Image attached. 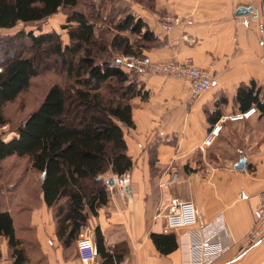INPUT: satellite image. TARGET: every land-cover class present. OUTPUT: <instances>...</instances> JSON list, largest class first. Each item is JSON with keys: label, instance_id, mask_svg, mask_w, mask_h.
<instances>
[{"label": "crops", "instance_id": "obj_1", "mask_svg": "<svg viewBox=\"0 0 264 264\" xmlns=\"http://www.w3.org/2000/svg\"><path fill=\"white\" fill-rule=\"evenodd\" d=\"M149 1L153 8H143L137 0L132 7L156 32L158 41L148 50L149 57L154 62L191 60L211 72L214 85L193 97L187 80L139 74L148 99L132 100L135 129L125 135L134 162L129 172L132 199L117 187L109 188L110 202L90 220V227L100 228L109 251L124 247L121 264H188L185 231L174 232L178 248L169 255H162L151 239L153 233L168 234L165 219L156 216L175 196L195 203L201 226L214 225L222 217L238 244L214 264H264V237L246 244L239 254L264 189V118L255 103L244 108L239 99L241 91L254 87L253 95L264 103V0ZM241 7L253 13L238 15ZM163 15L180 20L169 34L160 24ZM253 107L258 113L252 119L225 123L214 146L200 150L222 117ZM241 161L244 169L237 170ZM113 176L110 172L101 178ZM30 222L49 264H102L99 258L84 263L77 249L72 258L64 257L53 213L45 204L33 211ZM1 251L0 264H12L5 239Z\"/></svg>", "mask_w": 264, "mask_h": 264}, {"label": "trees", "instance_id": "obj_2", "mask_svg": "<svg viewBox=\"0 0 264 264\" xmlns=\"http://www.w3.org/2000/svg\"><path fill=\"white\" fill-rule=\"evenodd\" d=\"M112 1L0 0V30L44 22L67 11L62 27L67 41L57 31L35 35L25 30L8 40L26 39L32 50L52 60L61 79L18 126L15 137L0 138V166L10 158L27 159L40 177L32 193L36 203H27L24 191L19 201L24 175L5 187L0 174V262L5 239L12 264H49L30 222L42 204L53 213L63 255L70 259L64 251L73 248L74 255L81 229L90 227V220L110 202L111 192L101 177L110 172L122 176L134 168L125 137L135 129L131 102L147 100L148 93L132 77L134 69L123 68L121 57L144 55L158 38L132 8L119 9L116 1L108 8ZM6 54V62L0 61V128L7 125L5 107L39 75L24 49ZM253 89L241 91L239 99L244 108L255 103L264 118V103ZM8 195L12 200L4 207ZM167 233L151 235L162 255L178 248L174 232ZM94 242L102 264H121L127 254L122 246L109 251L100 228L94 230Z\"/></svg>", "mask_w": 264, "mask_h": 264}, {"label": "built area", "instance_id": "obj_3", "mask_svg": "<svg viewBox=\"0 0 264 264\" xmlns=\"http://www.w3.org/2000/svg\"><path fill=\"white\" fill-rule=\"evenodd\" d=\"M179 18L166 15L160 19V24L168 34L179 24ZM264 48V33L262 36ZM126 66L130 69L139 70L141 73H151L154 75L174 77L187 80L191 84L193 97L205 94L213 88L214 79L208 69L198 67L191 60L188 61H160L154 62L150 57L140 58L129 56L125 58ZM258 113L253 107L248 111L238 112L222 117L206 134L201 151L212 148L220 138L224 124L227 122L240 123L252 119ZM114 185L117 187L128 201L132 199L130 173L122 176L114 175ZM163 215L165 219V232L185 231L186 247L188 250V264H214L231 249L238 244L225 227L222 217H219L215 224L201 226L199 213L196 205L191 200H183L172 196L167 201L164 208L158 209L157 218ZM255 222L250 233L245 239V243L240 248L239 254L244 253L246 244H256L264 237V189L260 193V203L254 212ZM221 223V224H220ZM78 256L84 263L94 262L97 259V251L94 242V231L91 227L81 229L77 242Z\"/></svg>", "mask_w": 264, "mask_h": 264}, {"label": "rangeland", "instance_id": "obj_4", "mask_svg": "<svg viewBox=\"0 0 264 264\" xmlns=\"http://www.w3.org/2000/svg\"><path fill=\"white\" fill-rule=\"evenodd\" d=\"M96 1L100 2L101 0ZM113 1H116V7L119 9L132 8L133 1L136 2V0ZM113 1L109 3L108 8L111 4H113ZM137 1L143 6V8H153L149 0ZM85 11L87 10L84 9V12ZM108 12L109 11L107 10L106 14H109ZM66 13L67 11H61L59 14L47 19L44 22H39L32 25L20 24L12 30H0V61L6 62L8 59V55L6 53H9V57H11L13 52L24 49L25 52L30 54L34 59V63L37 66L39 73L38 77L32 81L29 89H27L16 102L5 107L7 125L0 128V138L9 140L15 137L17 135L16 130L18 126H20L22 121H24L25 118L28 117V115L40 105L50 86L56 82H59L61 79V75L54 68L52 60L49 62V60H46V56L43 54L41 55V53L35 50H32L31 44L26 39H22L17 42L13 41L11 43H9L8 40L10 37L15 36L21 31L25 30L26 32L31 31L35 35H40L50 31H57L62 34L63 38L67 41L66 31H63L62 29L63 25H65L67 21ZM164 16L166 15L161 16L160 19H162ZM145 57H149L148 51H146L144 55L140 56L141 59ZM125 58L126 57H121V64L126 71H130V68L126 66V63L129 62L126 61ZM140 73L141 72L139 70H134L131 74L132 77L138 79ZM0 174L2 176L3 182L5 183V187H10L12 181L16 182L21 175H24L23 182L20 183L19 187V201L21 200V193H23L21 191H24L25 197L23 198L27 199V203H36V198L32 193L34 192V188H37L35 186L39 185L40 177L39 175H36L35 172L30 170L27 159L10 158L6 160L0 166ZM104 180L108 182L107 179ZM18 193L19 192H17L16 195ZM7 197L8 198H6V204L4 207H6L8 201L12 200V196L8 195ZM16 199L17 198L14 196L15 202ZM161 218H164L163 215ZM64 253L66 257H70V255L73 256V248L65 250Z\"/></svg>", "mask_w": 264, "mask_h": 264}, {"label": "water", "instance_id": "obj_5", "mask_svg": "<svg viewBox=\"0 0 264 264\" xmlns=\"http://www.w3.org/2000/svg\"><path fill=\"white\" fill-rule=\"evenodd\" d=\"M253 13V9L252 8H245V7H241L238 9L237 14L238 15H242V14H252ZM244 161H241L237 166L236 169L237 170H243L244 169ZM109 185H114V180L113 178H111L108 182Z\"/></svg>", "mask_w": 264, "mask_h": 264}]
</instances>
